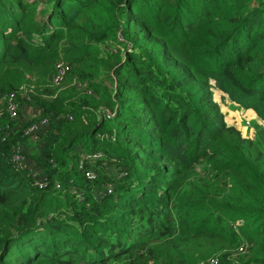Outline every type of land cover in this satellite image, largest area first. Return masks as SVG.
I'll return each mask as SVG.
<instances>
[{
	"label": "trees",
	"instance_id": "1",
	"mask_svg": "<svg viewBox=\"0 0 264 264\" xmlns=\"http://www.w3.org/2000/svg\"><path fill=\"white\" fill-rule=\"evenodd\" d=\"M216 92L264 122V0H0V264H264Z\"/></svg>",
	"mask_w": 264,
	"mask_h": 264
},
{
	"label": "rangeland",
	"instance_id": "2",
	"mask_svg": "<svg viewBox=\"0 0 264 264\" xmlns=\"http://www.w3.org/2000/svg\"><path fill=\"white\" fill-rule=\"evenodd\" d=\"M40 5H42V3H40ZM216 100L220 104H222L224 110H226L225 112L223 111L226 117V122H228L230 126L233 125V127L240 130L243 136L246 137L247 139H252L253 141H255L264 150V126L251 122L250 121L251 118H249L247 114H243V112L240 110L241 108L237 104H235L236 108L234 106H231L230 104L229 105L226 104L229 103L228 101L230 100L225 95L216 92ZM230 103L232 102L230 101ZM225 105L227 107H225ZM33 113H37V112L34 111ZM101 113L102 110L96 112L98 116L101 115ZM233 113L237 114V116L235 117ZM31 115L32 112L29 109H25V111L21 110L20 114L17 115L15 119L18 122L19 121L25 122L28 121L29 118H31L30 117Z\"/></svg>",
	"mask_w": 264,
	"mask_h": 264
},
{
	"label": "built area",
	"instance_id": "3",
	"mask_svg": "<svg viewBox=\"0 0 264 264\" xmlns=\"http://www.w3.org/2000/svg\"><path fill=\"white\" fill-rule=\"evenodd\" d=\"M58 68H59V70L61 71L62 74L65 73V71H68V69H69L68 65L66 66V63H64V62H59L58 63ZM13 99H14V95H11L10 98H9L10 106L8 108V111H9V114L13 118H15L17 116L18 111H19V105ZM89 177H93V175L89 174ZM218 263H219L218 260H214V261L210 262L209 264H218Z\"/></svg>",
	"mask_w": 264,
	"mask_h": 264
},
{
	"label": "crops",
	"instance_id": "4",
	"mask_svg": "<svg viewBox=\"0 0 264 264\" xmlns=\"http://www.w3.org/2000/svg\"><path fill=\"white\" fill-rule=\"evenodd\" d=\"M221 94V93H220ZM229 103H226V104H230L231 106H234L235 108H236V106L233 104V103H230V101H228ZM221 107H222V109H223V111L225 112L226 110H224V108H223V106H222V104H221ZM225 107H227L226 105H225ZM235 111V110H234ZM242 112H243V114H247L248 116H249V118H251V120H252V122L253 123H256V124H258V125H264V123L258 118V116H257V114H256V112L255 111H253V110H241ZM234 114V116L236 117L237 116V114H235V113H233ZM239 118V117H238ZM238 118H236V119H238ZM259 122V123H258ZM228 123V122H227ZM229 124V123H228ZM230 125V124H229ZM233 126V125H232Z\"/></svg>",
	"mask_w": 264,
	"mask_h": 264
},
{
	"label": "clouds",
	"instance_id": "5",
	"mask_svg": "<svg viewBox=\"0 0 264 264\" xmlns=\"http://www.w3.org/2000/svg\"><path fill=\"white\" fill-rule=\"evenodd\" d=\"M219 93H221V94H223L222 92H219ZM224 95V94H223ZM226 96V95H225ZM227 97V96H226ZM217 101V100H216ZM233 103V102H232ZM234 105L236 104V103H233ZM221 105V104H220ZM238 105V104H237ZM236 106V105H235ZM240 110H245V109H243V108H241ZM251 122H252V120H251ZM264 123V122H263ZM264 126V125H263Z\"/></svg>",
	"mask_w": 264,
	"mask_h": 264
}]
</instances>
